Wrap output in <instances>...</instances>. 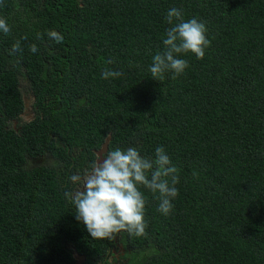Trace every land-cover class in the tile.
<instances>
[{"label":"trees","instance_id":"1","mask_svg":"<svg viewBox=\"0 0 264 264\" xmlns=\"http://www.w3.org/2000/svg\"><path fill=\"white\" fill-rule=\"evenodd\" d=\"M172 7L211 45L160 82L148 69ZM0 17V264L103 260L113 240L91 237L69 193L108 136L152 158L162 146L178 169L170 214L141 189L147 235L121 232L138 264H264V0H3Z\"/></svg>","mask_w":264,"mask_h":264},{"label":"clouds","instance_id":"2","mask_svg":"<svg viewBox=\"0 0 264 264\" xmlns=\"http://www.w3.org/2000/svg\"><path fill=\"white\" fill-rule=\"evenodd\" d=\"M165 21L170 27L162 40L163 50L152 56L148 69L152 79L160 82L165 80L167 73H172V79L185 74L189 63L182 56L191 53L202 60L211 45L204 21L195 17L185 20L182 10L176 7L167 11ZM0 32L11 33L3 17H0ZM47 37L56 43L64 39L55 30H49ZM37 39H43V35L37 34ZM29 50L39 51L36 44L29 45ZM21 51V41L17 40L10 54ZM122 76L123 72L108 68L101 73L105 80ZM177 173L178 169L162 146L155 149V158L142 155L135 147L102 149L82 175L71 177L78 185L74 193H69L75 218L82 222L93 239L113 240L121 232L130 237H144L148 228L145 219L148 200L141 189L150 191L159 202L158 210L169 215L174 207L172 201L179 195Z\"/></svg>","mask_w":264,"mask_h":264},{"label":"flooded vegetation","instance_id":"3","mask_svg":"<svg viewBox=\"0 0 264 264\" xmlns=\"http://www.w3.org/2000/svg\"><path fill=\"white\" fill-rule=\"evenodd\" d=\"M99 149H96V154ZM84 172H77L76 174H83ZM78 189V185L74 186L72 193H74ZM74 257L77 259L76 264H87L88 257L84 253H79L77 250H74ZM144 253H136L133 251L129 243L127 242L126 238L121 236V233L116 236L113 241H111L110 245L108 246L107 252L100 254L93 259H103L102 261L99 260L98 264L102 263H109V264H138L139 261L143 260ZM133 259V262L131 260Z\"/></svg>","mask_w":264,"mask_h":264},{"label":"rangeland","instance_id":"4","mask_svg":"<svg viewBox=\"0 0 264 264\" xmlns=\"http://www.w3.org/2000/svg\"><path fill=\"white\" fill-rule=\"evenodd\" d=\"M33 116H34V110L32 107V99L30 96H28L26 94V110L22 114V119L23 120H30L33 118ZM131 262H133V259L131 260Z\"/></svg>","mask_w":264,"mask_h":264},{"label":"water","instance_id":"5","mask_svg":"<svg viewBox=\"0 0 264 264\" xmlns=\"http://www.w3.org/2000/svg\"><path fill=\"white\" fill-rule=\"evenodd\" d=\"M110 140H111V136H108V137L106 138V141H105L104 144H103V148H102V149H105V150H106V149L109 147V142H110ZM102 149L98 150L97 153H99Z\"/></svg>","mask_w":264,"mask_h":264}]
</instances>
